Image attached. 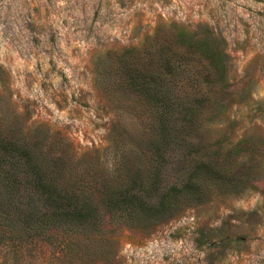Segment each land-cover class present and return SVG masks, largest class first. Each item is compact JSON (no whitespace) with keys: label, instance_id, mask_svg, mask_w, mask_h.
Wrapping results in <instances>:
<instances>
[{"label":"rangeland","instance_id":"374dc122","mask_svg":"<svg viewBox=\"0 0 264 264\" xmlns=\"http://www.w3.org/2000/svg\"><path fill=\"white\" fill-rule=\"evenodd\" d=\"M168 27L223 40L229 82L242 91L228 112L237 136L264 134V0H0V110L43 124L76 158L112 161L109 129L142 107H115L96 84V61ZM4 236L0 264H264V178L151 222L104 214Z\"/></svg>","mask_w":264,"mask_h":264},{"label":"trees","instance_id":"16d2710c","mask_svg":"<svg viewBox=\"0 0 264 264\" xmlns=\"http://www.w3.org/2000/svg\"><path fill=\"white\" fill-rule=\"evenodd\" d=\"M222 43L168 27L97 59L96 84L111 103L142 107L134 121L109 129L112 161L76 158L43 124L0 110V239L97 223L104 214L151 222L264 178V134L237 136L228 115L242 91L229 82Z\"/></svg>","mask_w":264,"mask_h":264}]
</instances>
